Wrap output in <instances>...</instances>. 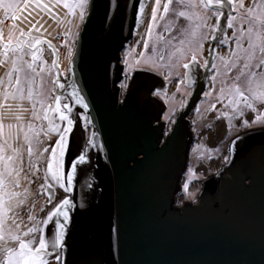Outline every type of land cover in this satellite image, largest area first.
Returning a JSON list of instances; mask_svg holds the SVG:
<instances>
[{
  "label": "water",
  "instance_id": "obj_1",
  "mask_svg": "<svg viewBox=\"0 0 264 264\" xmlns=\"http://www.w3.org/2000/svg\"><path fill=\"white\" fill-rule=\"evenodd\" d=\"M139 2L118 0L114 8L110 0H90L66 84H60L63 88L58 84L55 96L61 97L62 110L65 103L72 108L75 130L69 158L84 149L86 125L91 124L93 142L87 145L91 159L79 166L87 168L88 175L78 173L73 180L76 207L69 210L71 221L53 217L44 226L46 239L54 238L56 221L65 223L68 264L85 257L105 264H264L260 136L238 139L242 143L231 164L219 179L203 182L197 205L185 208L183 216L164 214L171 210L172 180L182 168L173 159L179 150H171L173 141L159 150L157 132L144 116L135 115L140 106L131 98L138 84L132 83L123 105H118L115 89L117 64L123 69L120 50L132 36ZM62 77L58 69L56 81L62 82ZM81 96L87 108L76 102ZM51 112L56 116L53 123L62 125L54 104ZM246 171L253 177L251 186L245 179L241 182ZM85 180L92 189L82 187ZM92 191L95 197L89 204L85 193ZM82 196L86 207L80 209ZM225 210L230 212L226 217Z\"/></svg>",
  "mask_w": 264,
  "mask_h": 264
},
{
  "label": "snow or ice",
  "instance_id": "obj_2",
  "mask_svg": "<svg viewBox=\"0 0 264 264\" xmlns=\"http://www.w3.org/2000/svg\"><path fill=\"white\" fill-rule=\"evenodd\" d=\"M60 2V0H57ZM229 5L235 8L245 9L244 0H240L238 5H234V0H227ZM205 8H216L215 16L218 18L223 13L219 11L223 7L224 0H203ZM33 4L36 9L42 12L51 13V7L49 4L44 3L43 0H33ZM112 7H118V0H110ZM161 0H156V7L151 11V22L147 25V39L141 38L142 47L145 50H149L151 54L145 56V52L138 53V57L135 60V64L140 66L137 71L148 70L150 72H159L160 75L167 76L163 69L171 68L174 65L173 57L177 60L183 56L185 51H191L193 53L191 57L192 63L196 61V53L200 52L204 48L203 41L207 40L211 33H203L201 29L210 27L208 21L210 19L207 15H199L196 18L199 19V23L193 27L189 25L186 28L179 29V35H171L172 26L176 21H166L165 17L170 12V6L173 4V0H167V3L163 4V13L158 17L157 13L160 9ZM63 6L69 10V13L75 15V9H79V18L84 20L86 14H89L90 0H76L75 4L67 3L64 0ZM186 7H192L193 5L186 4ZM0 7L4 9V15L6 18L18 20L17 12H25L28 10V2L25 0L24 7L21 8L19 3L9 2L5 3V0H0ZM259 8L260 11L256 12L254 9ZM144 11L143 3L140 4V13ZM177 18L192 19L196 14H189L184 11H176L173 13ZM28 16H32V12H28ZM236 17H231L228 22V28L233 27V21ZM242 23L249 25L247 33L237 29L240 33L235 40L237 51L230 52L229 59H225L221 56L220 64L212 63V68L216 70V76L213 77L215 81L217 77H220L221 88L219 89V96L216 97V101L210 104V109L216 108L217 104L227 101L224 108L230 110L231 116L229 121L240 120L245 116L247 110L256 113L255 117L249 113L247 119L243 120L242 127L247 132L248 130L258 131L261 135H264V114L261 113V109H264V4H253L245 10L240 16ZM165 21L163 24V31L169 33L168 37L164 35L153 36V30L155 27H159L157 21ZM137 24L140 23V15L136 16ZM39 21L32 25V29L39 32L43 25H39ZM255 28V30H254ZM16 25L13 24L9 29L7 41H4V34L0 32V55L5 59L3 63H10L11 71L7 73L8 77V89L3 94V103H0V241H5L6 238L3 235L4 222L9 218L11 214L13 228L8 230V241H13L18 244L17 247H9L8 243H3L0 246V264H49L48 257L53 256L56 264H68L67 256L65 252L67 240L65 223L56 221L54 231V238L46 239L47 229L43 226H49L50 222L55 216H62L65 222H70L71 217L69 210L76 207L75 196L69 197L67 194L72 193L73 180L80 176H87V168H80V165H86L90 162L91 157L87 153V145L92 144V140L87 141L84 149L76 156L69 158L70 146L73 142V133L75 130L74 118L69 115L72 113V108L68 104H63L61 108V97L52 95V89L48 90L45 94L43 90H38L36 95L39 99H34V93L32 84L39 77L43 82V73L47 71L44 67L48 63L43 57V49L40 47L42 44H48L49 48L52 45L49 41L40 38L39 36L31 35V32L20 31L17 36L14 33ZM219 30V24L217 23L213 31ZM247 38V48L243 47V41ZM212 39H215L212 36ZM173 41H178V44H174ZM151 42V47H150ZM223 43L224 41H220ZM168 53V62L165 61V52ZM55 53L56 50L53 49ZM259 52V56H257ZM11 54V55H10ZM179 54V55H178ZM71 50L69 56H71ZM30 56V61L25 57ZM40 62L39 70L37 62ZM53 66L56 65V61H52ZM207 63V62H206ZM125 64L128 61L125 60ZM185 69L191 67L190 63H183ZM117 71L123 73L125 80L131 79L128 72H124L123 69L117 64ZM15 74V76H14ZM14 77V83H13ZM185 78L191 86L194 81L189 73H185ZM231 81L229 84L228 82ZM3 81H0L2 84ZM57 81L52 79V84L55 85ZM27 84V94L25 95L24 85ZM64 87V85H60ZM122 87H127L126 84H122ZM155 94V93H153ZM73 96H76V92L73 91ZM210 95L205 93V96ZM51 99L55 112L59 115V121L66 122L65 124H54L52 119L48 116V112L52 111V105L44 108L46 100ZM13 103H9L8 101ZM25 101L31 103L32 122L27 125V131H24L20 125L23 119L21 113H25L28 109L22 107ZM76 102L81 104L84 108L88 107L85 103L84 97H77ZM37 104L41 108H44V115L41 117L39 111H37ZM67 113V114H66ZM226 113L222 112L221 115ZM79 113H77L78 117ZM41 119L48 122L47 127L36 126L35 121ZM89 119L88 117L84 118ZM5 120H14L17 123H8L5 125ZM259 125V128L255 126ZM23 131V143H21L20 132ZM55 134L56 139L53 143L50 139L51 134ZM92 136L95 137L96 133L93 132ZM47 144V146H46ZM11 153V154H9ZM28 157L27 168L24 165V155ZM50 153V155H49ZM41 163L46 165L43 174L40 173L38 165ZM25 181V184L31 183L36 185L40 184V187L47 189L48 197L45 200V204L39 207V212L46 214V218L37 219L36 216V201L39 199L40 192L35 193V197L32 198V192L27 187H22L21 180ZM246 177L241 178V182ZM53 185H58L62 190L61 198L58 203L53 202ZM82 187L92 189L93 185L89 180H85ZM248 189H251L248 188ZM88 203L94 199V191L85 193ZM51 205V209L47 206ZM86 207L85 198L81 197L79 208ZM23 217H26L27 221L31 223V226L21 235L19 230L24 223ZM19 221V222H17ZM119 232V228L116 229ZM28 238V239H25ZM76 264H105L103 261H96L91 258L85 257L76 262Z\"/></svg>",
  "mask_w": 264,
  "mask_h": 264
},
{
  "label": "rangeland",
  "instance_id": "obj_3",
  "mask_svg": "<svg viewBox=\"0 0 264 264\" xmlns=\"http://www.w3.org/2000/svg\"><path fill=\"white\" fill-rule=\"evenodd\" d=\"M14 0V2L19 3L21 8L24 7L25 0ZM235 1H240V0H235ZM9 2V0H5V3ZM28 2V10L21 13L17 12V16L20 17L18 20H13L11 18H6L4 15V9L3 7H0V32H3L4 34V41H7L9 29L12 28V25H16V29L14 30L15 35H19L20 31L24 32H31V35L33 36H39L40 38L49 41L52 44L51 50L48 49L46 50V54L43 56L45 60L48 61L47 64L44 65V67L47 69L43 73V82L41 79L38 77L35 82L32 84L33 88V93H34V99H39V97L36 95L38 90H43L45 94L48 93L49 89H52V95L55 96L57 92V87L56 84H52V79H57L58 78V69L61 70L62 76L66 77L67 76V70L69 67L70 60L72 58V55L74 53L75 47L77 45V41L79 38V35L83 29V26L85 24V20L88 14H86L84 20H80L79 18V9H75V15H72L69 13V10L63 6L64 0H60V2H57V0H43L44 3H47L51 7V13L48 12H42L39 9H36L33 0H27ZM76 2V1H75ZM75 2L72 0L69 2V4H75ZM68 3V2H67ZM143 3L144 5V11L140 13V4ZM167 3V0H161L160 4V9L157 13L158 17L161 15H164L163 13V4ZM191 4L193 5L192 7H186V4ZM245 7H251L254 3L255 4H263L264 0H258L255 2V0H244ZM156 7V0H140L139 6H138V11L137 14L140 15V23L137 24L135 22V26L133 29V33L131 38L123 45L122 49L120 50V59L119 63L123 65V71L128 72L130 77L135 71V69L139 68L140 66H137L135 64V60L138 57V53L140 52H145V56H148L151 54L150 49L145 50L142 47V42L141 38L147 39V32L146 28L147 25L151 22V11L152 8ZM176 11H184L189 14H196L193 16L192 19H186V18H177L176 15L173 13ZM228 11V10H227ZM254 11L259 12L260 9L256 8ZM28 12H32V16H28ZM242 13H245V10H242ZM241 13V14H242ZM208 10L200 4V0H173L172 6H170V12L168 15L165 17L166 21H176V23L172 26V32L171 35L178 36L179 35V29L180 28H186L190 24L195 27L196 24H198L200 21L196 17L199 15H207ZM239 14L238 16V21H236V26H233V29L227 27V31L225 35L219 40L216 45H212L209 40L212 39V33L214 28L210 27L211 30H209L207 27L201 29V31L205 34L211 33L209 38L205 41H203L204 48L202 51L196 53V58L203 62L205 65H207V61L210 63V68L208 70V78L206 81H208V89L205 90V92L212 90L213 85H215L214 91L209 93L210 95L206 96L205 98L202 96L204 95L203 89H198L192 93H194L193 98L191 97V91L188 90V86L185 83V73L186 69L182 66L183 63H191V57L193 53L191 51H185L183 53V56L180 57L179 60H177L175 57H173V63L175 66L171 68H165L163 71L165 73H168L169 75L167 78L165 76H161V78L164 79L166 83V92L163 93L164 96L160 95L161 98H163L166 103L168 104L169 110L173 111L175 108H180L186 104H188V108L190 109L191 113V118L201 119L200 116L202 115V112L205 110V117L202 118L201 123H207V117L210 116L212 119L215 117L216 114L222 113V112H229L230 110H227L224 108V105L227 104V101H223V103L217 104L216 108L210 109V104L214 103L216 101V97L219 96V89L221 88V83H220V77H217L216 80H213V77L216 76V70L212 68V63H217L220 64V57L223 56L226 60L229 59V54L230 52L237 51V46L235 43V39L232 37L233 33L236 35V37L240 34L237 29L242 30L244 33H247V29L249 25L245 22L242 23ZM137 16V15H136ZM37 21H39V24H37V27L39 25H43V28L39 32L35 31L32 29V25L35 24ZM212 23L214 20H211ZM165 21H157V24L159 27H155L153 30V36L156 35H164L165 37L169 36V33L163 31V24ZM255 30V28H254ZM234 35V36H235ZM233 38V40H232ZM220 41H224L221 43ZM174 44H178V41H173ZM243 43V47L247 48L248 41L247 38L245 37ZM47 44V43H46ZM43 45V44H42ZM55 46L58 50V58L56 61L55 66H53L52 61H55V56L56 53L53 52V49ZM150 47H151V42H150ZM71 50L72 55L69 56V51ZM45 50L43 49V52ZM11 55V54H10ZM179 55V54H178ZM53 56V57H52ZM257 56H259V52H257ZM52 57V58H51ZM4 57L0 55V81H3L2 84H0V103H3V94L4 92L8 89V77L7 73L11 71V65L10 63H3ZM25 59H28L30 61V56L25 57ZM125 60L128 61V64H125ZM168 62V53L167 51L165 52V61L162 63H167ZM39 65L40 62H37L38 70H39ZM205 67V66H204ZM160 75L159 72H155ZM15 76V74H14ZM200 80V79H199ZM125 83H128L129 80H125ZM204 82V80H202ZM13 83H14V77H13ZM229 84L231 81L228 82ZM27 84L24 85L25 88V95L27 94ZM124 90V87H122ZM202 97V98H201ZM51 99L46 100L44 103V108H47L48 105L51 103ZM204 101V102H203ZM9 103H13L11 100L8 101ZM208 103V104H206ZM202 105V106H201ZM201 106V107H200ZM22 107L28 109L27 112L21 113L23 116L22 121L20 122L21 127L23 128L24 131H27V125L29 122H32V113H31V103L28 101H25ZM44 108H41L39 104H37V111H39L41 117L44 115ZM207 109V110H206ZM200 110V112H199ZM2 111V109H0ZM251 113L253 118L255 117L256 113L251 112V110H248L243 118H241L239 122V126L237 127L234 123L232 124V127L229 129L231 130V133H236L240 129H242V123L244 119H247V116ZM261 113L264 114V109L263 111L261 110ZM213 119V121L215 120ZM199 122V121H198ZM5 125L8 123H13L16 124L17 122L14 120H5L4 121ZM36 126H41L43 125L44 127H47L48 122L41 119L40 121H35L34 122ZM66 122H63L65 124ZM241 125V127H240ZM197 123V127H198ZM214 129H218L219 126H226L222 120H216L212 124ZM92 126L90 124L86 125V130H87V135H86V143L88 140V136L90 134ZM197 130V129H196ZM202 134V133H201ZM224 138L222 142H226L229 140L230 137ZM208 131L206 133L202 134V138L198 139V142L195 144L193 150L195 152L192 153V161L195 163H204V166L207 168L208 165L211 163H214L218 160L223 159L224 157H227V152L225 150V147L221 150L220 146L216 147V143L221 142L219 140V137H216L214 140H210L208 138ZM20 139L21 143H23V131L20 132ZM53 146H54V141L56 139L55 134H51L50 137ZM89 141V140H88ZM0 142H2V138H0ZM47 146V144H46ZM225 146V145H223ZM227 146V145H226ZM225 150L224 154L222 151ZM11 154V153H9ZM50 155V153H49ZM224 155V156H223ZM28 164V157L25 153L24 155V165L25 168H27ZM40 168V173L43 174L46 168V165L41 163L38 165ZM199 169V168H198ZM200 175L196 173L192 168H189L185 177V193H184V198L185 199H198V194L200 190V184L197 181H194L193 179L199 178ZM22 187L27 186L31 192H32V198L35 197V193L37 191L40 192L39 199L36 201V216L37 219H42L46 218V214L40 213L39 212V207L45 204V200L48 197V191L45 188L40 187V184L37 183L36 185H33L31 183L25 184V181L22 179L21 180ZM52 193H53V202L58 203L60 198H61V193L62 190L59 189L58 185H53L52 187ZM69 197H72V193L67 194ZM49 209H51V205L49 204L47 206ZM24 223L20 227V234L22 235L24 231L27 230L28 227L31 226V223L27 221L26 217H23ZM19 222V221H17ZM44 227V226H43ZM13 228L12 224V219H11V214L9 215V218L5 220L4 222V231L3 235L5 236L6 240L5 241H0V246L3 245V243L7 242L9 247H17L18 244H16L13 241H8V230ZM28 239V238H25ZM49 264H56V261L54 257H48Z\"/></svg>",
  "mask_w": 264,
  "mask_h": 264
},
{
  "label": "flooded vegetation",
  "instance_id": "obj_4",
  "mask_svg": "<svg viewBox=\"0 0 264 264\" xmlns=\"http://www.w3.org/2000/svg\"><path fill=\"white\" fill-rule=\"evenodd\" d=\"M70 1L72 0H67L68 3ZM73 1L75 2L76 0H73ZM257 1L258 0H255V2ZM12 2H14V0H12ZM239 3L240 1L237 2L234 0V5H238ZM200 4L204 6L203 0H200ZM206 9L208 10L207 16L210 17L208 21V24L210 25V27L214 28V26H216L217 23L219 24V30L213 31L212 33V36H214L215 39L209 40V42H211L212 45H216V43L219 40H221V38L225 35L227 31L229 19L231 17H236V19L233 21V26L235 27L237 23L236 21L239 22L238 20L239 14L242 13V10H246L247 8L245 7V9H239L237 7L234 10V6L229 5L227 0H224L223 7L219 9V11L223 13V15L219 16L218 18L215 16V12H216L215 7L211 9L209 8H206ZM212 19L214 20L213 23L211 21ZM210 27H207V28L211 30ZM234 35L235 34L233 33L232 37L236 40V35L235 36ZM40 47L45 50L43 52V56L46 54L47 52L46 50L48 49L51 50L48 44L40 45ZM56 56H57V53H56ZM56 56H55V59H56ZM209 63L210 62L207 61V65H205L203 62H201L200 60L196 58L195 63L191 62L190 63L191 67L189 69H186V73H189L191 75L192 80L194 81V83L191 86H189L185 78V83L188 86V90L191 91L190 98H193L194 96V93L192 92L198 89H203V91L205 92V90L208 89L207 87L208 81L206 80L208 78V73H209L207 69L210 68ZM137 69H135V71L131 75V79H129L128 83L124 82L123 73L120 72L118 82L115 88L116 93H117L118 105H123L125 101L127 100V95L130 92L132 83L138 84V90L134 92L135 96L131 98L132 100L136 101V102H133L134 104L136 103L138 107L140 106L135 115L138 117H140V115L142 117L144 116L146 120H148V123L151 124V128L155 130L154 132H157V138L155 139V141L157 142V148L159 150H163L164 147L168 146L171 141L174 142V145L172 146L171 150H175V149L179 150V153L173 154V159H175L177 164H180L182 168L174 176L172 180L174 192L172 193L171 210L166 211L164 214H174L176 216H183L186 213L185 208L195 206L199 203V196H200L201 189L203 187V182L205 180H208L209 178L219 179V177H221L220 176L221 173L224 172L226 167L231 164L233 160V156H234V151H236L238 148L237 147L238 143L239 144L242 143L241 142L242 140L239 141L238 139H244L245 137L251 138L250 136L258 135L260 136L258 140L261 141L259 143H261L262 146L264 147V135H261L258 131H255V130H248L246 132L243 127L236 133H231V130L229 128L232 127V124L236 123L235 125L238 127L240 121L233 120L230 123L229 121V117L231 116L230 111L224 112L226 113L225 115H221V113H218L216 114L217 119H215V117L213 118L215 119L214 121L222 120L224 124H226V126H219L218 129L213 128L212 124L214 121L210 116L206 118L208 121L207 123H201L202 118L205 117V110L202 112V115L200 116L201 119H197V120H195L194 116L193 118H191V113H190V109L188 108V104L180 108H175L173 111H170L166 101L160 97V95L164 96L163 93H165L167 89L166 83L165 81H163L164 79L161 78L162 75H159L158 73L150 72L148 70L137 71ZM66 77L64 78L62 77V79H60L62 82L60 83H58L57 81L56 83L57 89L59 88L60 84H64V85L66 84L65 82ZM202 80H204V82H202ZM122 84L127 85V87H124V90L122 88ZM214 89H215V85H213V88L212 90L209 91V93H211V91L213 92ZM205 93L204 95H202L204 98L206 97ZM50 104L52 105V108H53L52 101ZM261 110L263 111V109ZM48 116L51 117V119L53 120L56 118L55 114H53L51 111L48 112ZM197 123L199 125L198 127H197ZM255 128H259V125L255 126ZM207 131H208V136H209L208 138H210V140H214L216 137H219V140L221 142L216 143V147H219L221 145L220 146L221 150L225 147V150L230 153H227V157H224L221 160L211 163L210 165H208L207 168L204 166V163H196L197 165H199V167L198 166L196 167L195 163H193L192 161L191 152H195L193 150L195 144L198 142V139L202 138V134L206 133ZM85 134L87 135L86 129H85ZM86 135H85V138H86ZM227 135H229L228 137H230L229 140H227L226 142H222V140H224V138L227 137ZM90 136H91V132L88 136V140H90ZM244 145L246 144H243V146L241 147H244ZM225 150L222 151L223 154ZM189 168H192L196 173L200 175L199 178L193 179L194 181H197V183L199 182L200 184V190L198 194L199 196L197 200L194 198L193 199L184 198V193H185L184 189H185V182H186L185 177H186V174ZM245 174H246L245 183L247 186H251L253 183V177L247 171ZM229 213H230L229 210H225L224 211L225 217Z\"/></svg>",
  "mask_w": 264,
  "mask_h": 264
},
{
  "label": "bare ground",
  "instance_id": "obj_5",
  "mask_svg": "<svg viewBox=\"0 0 264 264\" xmlns=\"http://www.w3.org/2000/svg\"><path fill=\"white\" fill-rule=\"evenodd\" d=\"M85 135H86V134H85ZM84 142H86V140H85ZM85 144H86V143H84V146H85ZM201 190H202V189H201Z\"/></svg>",
  "mask_w": 264,
  "mask_h": 264
}]
</instances>
